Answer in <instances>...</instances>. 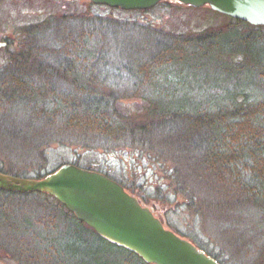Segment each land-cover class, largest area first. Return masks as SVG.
Returning a JSON list of instances; mask_svg holds the SVG:
<instances>
[{
  "label": "rangeland",
  "instance_id": "374dc122",
  "mask_svg": "<svg viewBox=\"0 0 264 264\" xmlns=\"http://www.w3.org/2000/svg\"><path fill=\"white\" fill-rule=\"evenodd\" d=\"M96 16L98 31L88 41L93 56L89 73L95 78L94 85L115 101L119 113L136 123L152 121L150 126L158 127L144 136L127 135L113 142L93 135H45L37 133L41 128L30 122L24 104L0 109V170L25 178H38L63 163L96 170L121 183L143 204L157 208L169 229L219 263L256 264L264 247L263 206L220 199L201 179L200 172L197 175L199 137L182 134L185 129L175 127L179 121L156 122L162 119L158 112L164 103L186 102L191 111L195 104L205 110L206 100L216 102L220 99L215 97L218 91L237 83L251 98L259 100L264 97V81L259 77L251 81H244V76L229 78L219 68L218 60L215 64L201 60L198 70L196 63L190 68L162 66L149 74L150 85L138 70L171 40L227 24L230 21L224 14L208 6L194 8L170 1L146 11H123L88 0H0V42H6L0 48V72L7 55L18 50L22 42L23 26L50 18L51 26L61 28L53 27L54 34H46L42 42L55 49L62 39V29L69 26L74 32L79 28L76 23ZM261 32L264 34V27ZM47 58L51 65L63 64L62 59ZM239 59L237 55L231 61L235 64ZM52 81L68 91V81L58 72ZM0 261L145 264L71 218L54 197L3 190Z\"/></svg>",
  "mask_w": 264,
  "mask_h": 264
},
{
  "label": "trees",
  "instance_id": "16d2710c",
  "mask_svg": "<svg viewBox=\"0 0 264 264\" xmlns=\"http://www.w3.org/2000/svg\"><path fill=\"white\" fill-rule=\"evenodd\" d=\"M226 18L230 21L227 24L171 40L168 47L142 64L139 72L149 84V74L162 66L190 68L196 63L198 70L201 60L214 64L218 60L221 61L219 68L229 78L244 76V81H251L259 77L264 81V34L261 32L264 26L254 27L236 18ZM96 21L97 16L85 18L75 24L79 28H74V32L69 26L67 30L62 29V39L57 41L55 49L42 42L46 34H54L55 29L61 28L56 24L51 26L50 18L23 26L22 42L18 50L7 55L0 72V109L24 104L30 122L41 128L37 133L45 135H93L113 142L127 135L144 136L154 131L158 126H150L152 121L136 123L119 113L114 107L115 101L94 85L95 78L89 73L93 56L88 41L98 31ZM237 55L240 59L233 64L231 59ZM50 56L62 59L63 64H49L47 57ZM57 72L68 81V91H62V86L52 81ZM240 84L222 88L214 94L219 100L204 102L208 105L205 110L195 104L191 111L186 102L164 103L158 112L162 119L156 123L179 121L175 127L185 129L182 134L199 137L197 175L200 172L201 179L220 199L253 206L259 203L264 208V97L251 98L239 88ZM68 215L74 219L69 212ZM260 251L256 264H264V247ZM128 253L137 257L131 251Z\"/></svg>",
  "mask_w": 264,
  "mask_h": 264
},
{
  "label": "water",
  "instance_id": "95a60500",
  "mask_svg": "<svg viewBox=\"0 0 264 264\" xmlns=\"http://www.w3.org/2000/svg\"><path fill=\"white\" fill-rule=\"evenodd\" d=\"M112 9L148 10L162 0H88ZM169 1V0H168ZM264 26V0H170ZM0 42V48L5 46ZM0 190L45 193L106 241L133 252L147 264H219L162 223L118 182L96 170L63 163L39 179L0 172Z\"/></svg>",
  "mask_w": 264,
  "mask_h": 264
},
{
  "label": "flooded vegetation",
  "instance_id": "af4514ba",
  "mask_svg": "<svg viewBox=\"0 0 264 264\" xmlns=\"http://www.w3.org/2000/svg\"><path fill=\"white\" fill-rule=\"evenodd\" d=\"M140 201H141V200H140ZM145 206H147V205H145ZM147 207H149V208L151 209V211L153 212V214H155L156 217H157L158 219H160L161 222H163L162 218H160L159 213H158L157 210H156L157 208H155V207L152 206V205H148ZM0 264H5V263H3V262L0 261Z\"/></svg>",
  "mask_w": 264,
  "mask_h": 264
}]
</instances>
